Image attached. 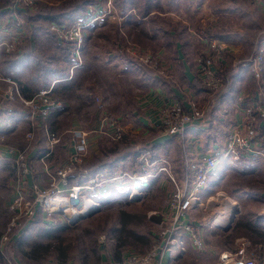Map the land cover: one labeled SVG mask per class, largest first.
I'll return each instance as SVG.
<instances>
[{
    "label": "rangeland",
    "instance_id": "1",
    "mask_svg": "<svg viewBox=\"0 0 264 264\" xmlns=\"http://www.w3.org/2000/svg\"><path fill=\"white\" fill-rule=\"evenodd\" d=\"M66 1L68 2L69 0H50L53 5L56 2L63 4ZM115 1L116 0H96L95 3L90 4L86 8L83 17L78 19V21L82 19L84 24L82 29L83 38L80 47L75 50L76 53L73 51L72 55L79 65L75 64L76 68H74L73 79L70 81L69 87L64 88L61 86L63 90L60 89V87L59 91L56 92L55 95L53 94V100L62 104V109L66 107L65 109L67 110L61 113L62 115L54 117L52 121L51 119H47L38 125L35 124L33 139H31L30 143L27 142V134L24 135L25 127H22L18 132L19 136L12 140L16 141L18 145L16 147H21V149L17 151L26 150L24 156L32 163L28 181H24L23 185L18 186L15 183L16 167L8 160L0 162V236L10 222L13 216L14 206L20 198L22 203H17V210H21V213L24 215L33 211L29 207V204H36L35 200H33L31 191L33 183H37L42 189L48 187L49 183L47 181L49 180L43 178V182L39 181L38 175L44 176L45 174H53L62 166L59 161H51L54 150H56V146L60 142L59 133L62 130H67V134L71 135L69 139L72 140L73 135L78 131L70 128L72 113L69 111L70 107L68 104L71 102L80 104L81 100L86 101L83 108V117L86 120L84 121L86 124L79 118L78 121H82L89 130H82V132L91 131L90 129L92 128V126L87 125V123H89V116L85 114V112L89 113L91 111L90 107H93L90 100L93 101L92 103L95 105L96 109H98V103H101L104 105V111L107 114L119 119V116L117 117L109 110L104 97L105 95L101 94V90H106L116 97L113 93H119L125 88L128 90L130 86H133L131 84H134V82H132L130 78H127L125 73L120 74L119 70H117V67L120 68V66L117 65L115 61V50L117 52L122 51L127 54V58L140 62V65L144 68L145 74L152 72L154 75L163 79L169 76L166 71V66L162 63V57H158L156 50L152 48V43L150 45V41L147 39L140 40L139 38V41H137L134 37H131L132 33L136 38L137 32H131L129 35L122 34L121 37L123 41L122 44L119 43L120 38L113 33L115 23L119 26L121 20ZM251 1L254 4L264 6V4L256 0ZM19 7L22 8V10L25 8L23 5ZM38 7L39 6L36 5L35 2L33 7L34 10ZM31 10L32 9L29 11ZM94 16H98L99 18L95 19ZM17 17L22 20L19 16ZM22 21L24 22V20ZM51 23L46 30L48 29L49 32L55 34L54 30L51 29ZM261 24L263 25L260 31L264 30V20L261 21ZM89 26H93V29L90 30L88 28ZM198 35L202 36L201 33ZM84 37H88L89 41L88 46L82 50L85 43V41H83L85 40ZM140 37L144 38L145 36L140 35ZM208 40L216 39L209 37ZM208 40L203 52L207 56L210 55L205 53ZM117 41L118 44L116 45ZM210 44H212L211 41H209V45ZM63 46H66L65 49L68 53L69 49L70 53H72V44L63 42ZM91 47L93 51H90ZM214 53L215 55L213 56L215 57V61L217 60V66L223 58L225 50L223 53H216V51H214ZM107 57H110V59ZM106 62L114 66L108 65ZM217 72L221 76L227 78L225 73H223L225 71ZM196 78L199 81V78ZM259 82H261V80ZM259 85L260 88L259 90L257 89L258 92L256 91V97L260 93H264V85L261 83H259ZM142 89L146 92L145 86L144 88L142 87ZM201 91L206 93L204 89ZM62 92H64L63 97L60 94ZM134 92L135 89H132L133 94ZM110 94L109 96H111ZM244 94L246 93L244 92ZM240 95L241 94L233 95L234 98L236 97L235 100L238 104L240 103ZM134 97L135 99L137 97V101L144 102L148 98V94L144 95V93H140V95H134ZM206 97L205 99H195L190 96L187 108L182 103L174 104H179L188 111L192 108L196 109L203 117H207L206 113L209 111L211 113L210 120L205 122L208 123L211 121L213 114H216V110L215 101L213 100L214 102H211L214 97L212 95H208V98ZM256 99L257 101L259 100L258 98ZM238 104L235 102L233 107L241 109ZM167 105L169 104L163 103L155 112L154 120L156 119V126L160 111L167 107ZM237 113L239 114L238 111ZM237 113L234 112L233 117H236L238 115ZM96 114L97 117H99L101 113L99 114V112L96 111ZM239 117L240 115L237 116V118ZM240 119L243 120V113H241ZM19 122L21 121H17V123ZM238 122L232 124H239ZM232 124L226 126L225 123L223 124L226 133L227 130L232 127ZM28 126L29 132L30 125L28 124ZM19 128L20 127H17V129ZM50 128L53 132L49 130ZM69 128L70 130H68ZM157 129L159 130V128ZM129 130L131 132L130 128ZM46 131L58 137L59 141L54 144L50 151V158L48 157V160L45 159L44 165H42L38 163L36 158L30 156V152L32 148L34 149L36 147L39 149L43 147L45 152ZM24 137L25 139H23ZM176 138L183 139L184 137ZM188 142L190 143L189 145H193L194 148L191 149L188 147L189 149L186 150L185 144L187 143H182L181 146L185 149V152L187 151L186 156H197L198 154H191L193 150L195 152L196 143L193 139ZM200 145L201 144H199V146ZM211 146L212 145L207 148L204 154L208 155L207 153L211 154L215 150L219 152L223 149L220 148V146L214 148H211ZM172 150L168 159L173 157L174 162L178 163L181 161V149L173 148ZM139 156L140 155H138V158ZM60 157L61 155H58V158ZM168 165L171 166L170 163H168ZM168 165L166 162H163L159 165V168L166 167L171 173ZM79 170L86 169L81 167ZM171 175L173 176L172 178L177 179L173 173H171ZM79 176V174L72 175L68 183L72 184L75 181H81L77 179ZM217 180L218 183L216 187L209 188L207 185L201 190L199 196L203 205L200 207L201 209L197 208L190 216L191 221H196V223L199 222L198 224L203 226L200 228V231L204 239L205 250L202 253L195 251L191 247L189 240L185 239V250L182 253L184 255L183 260L176 261V258L180 257L182 254L169 253L168 264H217L216 256H218V249L224 248L227 252H234L241 243H245L246 250L253 253L256 264H264V200L253 197L250 194L247 195L242 190L246 189L244 188L245 181H243L238 174L232 175L229 169L223 171ZM70 188L71 187H67V189H64L63 195L59 197H68ZM173 189V183L168 174L165 171H161L158 176L151 179L149 186L144 191L140 200L130 201L129 199L115 198L106 202L104 205L100 204L99 209L84 215V217L78 218V220L76 219L77 221L68 220L65 214L48 216L45 213L43 203H41L40 207L35 206L34 219L32 222H30L25 229L18 231L16 235L13 236L5 253L0 252V264H7L6 258L8 257L13 259L16 264H108L111 260L121 261L122 257L130 252L142 254L153 246L157 233L167 225L168 217L166 207ZM103 190L105 189H102L100 192ZM18 192L24 194V197L19 196L16 199ZM88 193V190L84 192V200L90 198L89 196L91 195ZM219 194H223L220 195L222 197H219ZM82 203L83 202H81V206ZM80 208L81 207L78 209ZM224 218L230 219L228 225L214 226L216 225V220L221 222ZM200 225L198 226L200 227ZM249 232L254 238H259L257 239L259 240L257 245L250 239ZM207 233L212 236L209 238L208 243H206ZM101 236H105L106 242L103 241L102 243L100 241Z\"/></svg>",
    "mask_w": 264,
    "mask_h": 264
},
{
    "label": "crops",
    "instance_id": "2",
    "mask_svg": "<svg viewBox=\"0 0 264 264\" xmlns=\"http://www.w3.org/2000/svg\"><path fill=\"white\" fill-rule=\"evenodd\" d=\"M9 2L7 0H5L4 3L0 1V40L9 34L6 30L9 32L16 31L13 25V20L16 16L24 20V33L22 44L16 54L7 55L0 52V98H2L4 91L11 86V83L8 82L7 79L18 86L21 96L26 99L31 98L39 90L52 88L53 94L55 95L61 86L64 88L69 87L68 85L73 79L74 68H76L75 64L77 65L78 62L76 61L75 63V61H73L70 63L69 60H66L61 51V48L64 46L62 45L61 47V44L59 45L58 42H55V39H53L50 34L45 33L46 31L44 32L43 29L40 28L45 27L47 20L43 18H29L26 20L20 12H18L20 8L13 9L11 7L12 4ZM138 2L139 0L131 3L128 11L120 16V32L129 35L127 29L130 27V24L132 25V23H130L132 22L131 19L135 20L139 26L136 27L138 28L137 37L135 38L134 34L130 32L131 37H134L137 41H139V38L140 40L147 39L150 41V45L152 43V48L156 50L158 57H162V63L166 66V71L169 76L163 79L156 75L158 78H154V83L144 92V89H142V87L144 88L143 80L137 79L132 73L125 72V76L134 82V84H131L133 86L128 88V90L131 91H128L126 88L122 89L119 93H113L116 95L115 97L108 93V91L101 90V94L105 95L104 97L110 111L113 113H120L122 108L124 110L126 103L123 100V94L124 92H129L130 98L133 100V114L131 117L127 115L125 120L122 119V114L117 115V117L119 116V119L122 120L137 137L143 138L149 134L155 137L158 136L157 129H155L156 119L154 120V115L163 103L169 105L182 103L187 108L190 96L195 99H205L206 96V98H208V94L201 91L203 88L196 78L194 58L198 54L204 52L208 38L212 37L225 44V54L215 69L220 72L225 71L223 73H225L227 78L222 76L227 80L225 88L231 83L230 89L232 92L229 94V97H227V99H229L227 103H223L224 105L215 108L216 114H213L211 121H213V124L220 122V126L219 124H217V126L222 132L225 131L223 127L224 123L226 126L234 122H240L242 111L239 108L233 107L236 100L231 99L232 95L242 94L246 91L251 93L254 92L253 94L257 95V89L259 90L260 88L259 83L264 85V74L257 80L249 69L242 67V63L255 54L256 46L264 48V30L260 31L263 25L261 21L264 20V6L254 4L250 0H153L148 4L147 0H143V4H147H144V9L147 13L141 17L136 12V10H138L137 4L142 5V2ZM58 4L59 2H56L53 5L50 0H36V5L39 7H51L57 6ZM34 11L33 8L30 12ZM200 33L203 37L198 35ZM140 35L145 37H140ZM87 46L88 43L86 47ZM71 51L73 54V50ZM90 51H93L92 47ZM106 63L114 66L113 64H109V62ZM119 66L120 68L116 67L121 74L123 73L121 70L125 67L123 65ZM260 80L261 82H259ZM62 87L60 89H62ZM132 89H135L134 94L132 93ZM140 93H144V95L148 94V98L145 100L146 102L137 101V97L135 99L134 95L138 96ZM60 94L62 97L64 96V92ZM109 94L111 96H109ZM256 98H258V96ZM85 102L86 101L81 100L80 104L77 102H75L77 104L74 102L68 104L70 107L69 111L72 113L70 128L75 131L89 130V128L82 123V121H86L83 117ZM92 102L93 101L90 100V103L93 105V107H90L91 111L89 113L85 112V114L89 116V123H87V125L92 126L90 130H93L87 137V157L85 163L99 156L102 144L107 142L105 139L107 137L99 134L97 131L99 128L100 116L97 117L96 111H99ZM116 107L121 108L117 109ZM65 108L53 111L48 119L52 121L54 117L62 115L61 113L67 110ZM234 112L240 115V117L237 118L238 115L233 117ZM20 113L19 107L15 109L7 104L2 105L0 103V121H5L7 119L12 120V127L3 133L0 132V162L8 160L11 161L15 167V153L17 150L21 149V147H16L18 146L16 141L12 140L19 136L18 132L22 127H25L24 135L27 134L29 130L28 123L24 121ZM78 118L82 121H78ZM17 121L21 122L17 123ZM203 124V122L193 124L194 126L189 128L186 137L181 141V143H187L185 144L187 150L189 148H194L193 145H189L190 143L188 142L193 139L196 146L195 152L193 150L191 154H204L210 145H212L211 148L217 146L213 139H207L205 133L207 127L203 126ZM17 127L20 128L17 129ZM70 128L68 130H70ZM49 130L53 132L51 128ZM211 131L212 130H210V132ZM67 132V130H62L59 133L60 142L56 146L57 148L55 147L56 150H54L52 155V162L59 161L60 164H63L66 161L71 151V139H69L71 135L67 134ZM23 139H25V137ZM67 139H69L70 142ZM177 141V139H174L169 146H162L165 147L164 152L168 154V157H170L169 154L172 153V149L177 148L179 144V141ZM221 142H223V139ZM199 144L201 145L199 146ZM162 147L160 146L159 150L163 149ZM43 152V147L40 149L38 147L32 148L30 156L39 160L44 154ZM186 152H183V158H181L182 154L180 155L181 161L178 163L174 162L173 157L170 158V162L173 164V172L171 173H173L177 179L182 177L184 159L188 157L186 156ZM58 155H61V157L58 158ZM156 165H158L155 171L157 173L160 164L156 162ZM38 176L39 181L43 182L45 175ZM217 178H219L218 175L217 177L213 175L209 178L207 182L209 188L217 186ZM190 216L191 215H188L189 220H191ZM198 223L199 222L196 223L195 221L196 225ZM201 227L203 226L200 225L199 230ZM210 237H212L211 234L207 233L206 243L209 242ZM217 246L220 247L219 245ZM224 251V248L218 249L217 255ZM217 257L218 256H216V263ZM183 258L184 255L182 254L180 257L176 258V261H182ZM168 259L169 254L166 253L162 264H166Z\"/></svg>",
    "mask_w": 264,
    "mask_h": 264
},
{
    "label": "built area",
    "instance_id": "3",
    "mask_svg": "<svg viewBox=\"0 0 264 264\" xmlns=\"http://www.w3.org/2000/svg\"><path fill=\"white\" fill-rule=\"evenodd\" d=\"M264 4V0H256ZM36 0H13L11 7L13 9L20 8L23 5L27 10L33 9ZM95 19L99 18L94 16ZM13 25L16 28L15 32H9L0 40V52L11 55L16 54L23 41L24 22L17 16L13 20ZM84 24L81 21L76 22L72 27L67 28L64 25L51 23V29L54 30L57 39L66 44H72L73 51L77 50L82 43V29ZM209 41L212 44L209 45ZM210 48V49H209ZM207 50L205 53L209 56L199 54L195 62V74L199 78L202 88L208 95H214L218 91L225 88L227 80L220 76L216 71L217 60L215 61L214 51L216 53L224 52L225 45L218 40H208ZM76 53V51H75ZM243 68L251 71L254 77L259 80L264 74V49L256 46L255 54L242 63ZM11 86L7 88L0 103L7 104L21 112L20 115L30 125V131L26 135L27 142L30 143L33 139V129L35 124L38 125L48 119L50 114L58 109H62V104L53 100L52 88L39 90L31 98H23L20 94L18 86L7 79ZM248 95H240L239 101H236L243 113V120L239 124L233 125L227 130L225 145L221 151H214L211 154H201L197 157H185L182 177L177 179L173 176L166 167L158 168L157 173L165 171L171 182L173 183V192L169 196L167 203V225L163 227L154 240V244L146 252L142 254L128 253L121 261L111 260L108 264H162L165 254H182L185 250L184 240L188 239L191 247L197 252L205 250V244L202 239L199 227L195 222L188 219V215L195 212L197 208L202 207V201L199 196L201 190L207 186L209 178L214 175L218 167L226 160L241 161L244 159L261 160L264 165V131L258 132L255 127L256 118L264 117V93L258 95V101L255 98L253 101L247 100ZM214 98L212 99V103ZM212 105V104H211ZM100 114L98 133L109 137L115 141L128 140L133 131L122 122L104 111V105L98 103ZM210 112L206 113L207 117H203L196 109L190 111L185 110L179 104H174L163 108L157 118V127L162 136L183 138L186 127L197 122H207L210 120ZM12 120L7 119L0 121V132L10 129ZM77 131L71 140V151L67 160L53 174H45V178L49 183L45 189L40 188L37 183H33L31 188L33 200L36 204H29L33 210L29 214L21 213L17 210V203H22L21 198L14 206L13 216L7 224L5 231L0 236V252L5 253L8 245L14 235L18 231L26 228V226L34 219L35 206L43 203L45 213L48 216L54 214H64L60 210L64 209L63 203L72 202L74 210L79 212L85 207L86 202H90L100 208V202L92 197L95 194H102L111 188L126 187L129 189L127 199L130 201L140 199L144 191L150 184L152 178L158 174L145 172L139 173L136 170H123L118 167H110L91 174L87 170H79L80 166L85 162L87 157V137L92 132ZM59 141V138L50 132H46L45 152L38 160V163L44 165L45 159L49 157L50 151L54 144ZM26 150L16 151L15 165L16 178L15 183L18 186L23 185L24 181H28L31 162L24 156ZM146 153L139 156V160H145ZM163 169V170H162ZM79 174V180L69 184L68 180L74 174ZM85 179V180H84ZM71 187L69 196L60 198L63 195L64 189ZM102 189V192H100ZM89 191L90 198L84 200L85 191ZM23 196L18 192L16 199ZM15 199V200H16ZM81 202L82 206H81ZM67 206V205H66ZM81 207L80 209H78ZM201 209V208H200ZM75 219V218H74ZM73 219V220H74ZM71 220V221H73ZM215 223V222H214ZM216 226V225H214ZM100 241L106 242L105 236L100 237ZM217 264H256L255 257L252 252L246 250L245 243L238 245L234 252H221L217 257ZM7 264H16L13 259L6 258Z\"/></svg>",
    "mask_w": 264,
    "mask_h": 264
},
{
    "label": "trees",
    "instance_id": "4",
    "mask_svg": "<svg viewBox=\"0 0 264 264\" xmlns=\"http://www.w3.org/2000/svg\"><path fill=\"white\" fill-rule=\"evenodd\" d=\"M5 2V0H0ZM10 4H12L13 0H7ZM137 2L138 0H116V6L118 7L119 15L122 16L128 11V8L130 7L131 3ZM153 0H147V4L149 2H152ZM251 1V0H250ZM96 0H69L68 2H64L63 4H58L57 6H51V7H38L34 12L27 11L26 8L20 10V14L27 20L29 18H43L44 20H47V23H45V27H40L43 29V31L47 34H50L53 39H55V42H58V44H61V47L63 45L62 42H60L56 36V34L49 32L48 29L46 28L49 26L51 22H56L59 25H64L67 28H70L75 24L79 18L83 17V15L86 12V8L90 5L95 3ZM139 2H142V5L137 4L138 10H136L137 14L142 17V15L146 14V10L144 9V4L143 0H139ZM138 2V3H139ZM252 2V1H251ZM136 4V3H135ZM145 4V5H147ZM144 9V10H143ZM82 20V19H81ZM132 25L130 24L129 28L127 29V32H138L139 27L137 22L133 19H131ZM90 30L93 29V26L88 27ZM88 30V29H87ZM112 32V31H111ZM113 33L117 37L120 38V42L122 44V33L120 32L119 26L117 23H115L114 28H113ZM137 36V35H136ZM85 38V37H84ZM84 46L82 47V50L85 49L89 38H85ZM118 44V41L116 42V45ZM66 46L61 48V51L63 52V57L66 60H69L70 63L73 61H76L74 59V56L72 53L67 52L65 49ZM127 54L119 51L117 52L115 50V61L117 65H123L125 68H123L121 71L123 73L128 72L132 73L134 77H136L139 80H143L144 86L146 90L150 87L151 84L154 83L153 79L156 78L157 76L154 75L152 72L145 74L144 68L142 65H140V62L129 59L126 57ZM110 59V57H107ZM106 60V59H105ZM104 61V60H103ZM68 66V65H67ZM158 78V77H157ZM231 84V83H230ZM230 84L228 85L227 88H223L222 90L218 91L213 95L214 101H215V108L220 107L221 105H224L223 103H227L229 99V94H231V89H230ZM93 90V88H92ZM95 90V88H94ZM125 91V90H124ZM246 94L242 93L241 95H248L249 101H253L256 98V95H254L251 92H245ZM250 93V94H249ZM231 99H235L234 96L232 95ZM123 100L126 103L125 109L121 113L122 110H120V113L117 112H111L114 115H121L122 114V119L125 120L127 115L129 117L132 116L133 114V100L130 98L129 92L126 93L124 92L123 94ZM121 108V107H116ZM110 110V109H109ZM239 111V110H238ZM121 117V116H120ZM216 120V119H215ZM216 124V125H215ZM213 124V121H210L206 123L203 126H206V136L207 139H213L215 141V144L217 145L216 147L220 146V148H223L225 145V138H226V132H222L219 130L217 124L220 126V122ZM194 126L193 124H190L186 127L185 135L184 138L186 137L189 128ZM200 126V125H198ZM256 130L258 132H261L264 130V117L263 118H256V123H255ZM158 127L155 126V129ZM210 130H212L210 132ZM158 136H152V135H146L143 138L142 137H137L135 134L131 135L130 139L128 140H121V141H115L109 137L105 138L107 142L102 144L101 146V151L100 155L96 156L92 161L90 160L87 163H83L80 167H84L87 171H89L91 174H95L99 171H102L104 169L110 168V167H118L123 170L131 171V170H136L139 173H145V172H150L154 173L156 171V168L158 165H156V162L158 164H162L163 162H166L171 164L168 165L169 169L171 172H173V164L170 162V158L168 159V154L165 153V147H162L164 145H170L174 141V139H177L176 137H167L163 136L160 134L159 130L157 129ZM155 133V132H154ZM183 138V139H184ZM183 139H177L179 141L178 144V149H181V154L184 151V148L181 146V141ZM223 139V142H221ZM177 141V142H178ZM176 145V144H175ZM162 147L163 149L159 150V147ZM217 151V150H215ZM214 152V151H213ZM142 153H146V161L145 160H139L138 155H141ZM148 154V155H147ZM199 155V154H198ZM197 155V156H198ZM201 155V154H200ZM197 156H191L197 157ZM183 156H181L182 158ZM168 161V162H167ZM143 167V168H142ZM230 170L231 174H238L241 176L242 180L245 181V187L246 189H242L247 195H251L253 197L259 198L261 200H264V165L261 160H252V159H244L241 161H224L216 170L214 173V176L217 177L219 176L223 171L225 170ZM181 172V171H180ZM77 174V173H76ZM71 179V178H70ZM129 189L126 187L122 188H111L110 190L103 192L102 194H95L92 198L96 201H99L101 205L106 204V202L111 201L115 198H122V199H127V194H128ZM247 234V233H246ZM249 237L253 241L254 244H258L257 238H254L253 235L249 232Z\"/></svg>",
    "mask_w": 264,
    "mask_h": 264
},
{
    "label": "bare ground",
    "instance_id": "5",
    "mask_svg": "<svg viewBox=\"0 0 264 264\" xmlns=\"http://www.w3.org/2000/svg\"><path fill=\"white\" fill-rule=\"evenodd\" d=\"M220 195H223V194H219L218 195L219 197H222ZM62 206H64V209L60 210V212H63L65 215H67V218L70 221L73 220L74 218H80V217H82V216H84V215L92 212L93 209L96 207L92 203L86 202L85 207L82 210H80L79 212H77L72 207H70V206H72V202L71 201H68V203H63ZM229 221H230V219L224 218L221 222L218 221V220H216V223L215 224H216V226H221V225L222 226H226V225L229 224Z\"/></svg>",
    "mask_w": 264,
    "mask_h": 264
},
{
    "label": "water",
    "instance_id": "6",
    "mask_svg": "<svg viewBox=\"0 0 264 264\" xmlns=\"http://www.w3.org/2000/svg\"><path fill=\"white\" fill-rule=\"evenodd\" d=\"M82 217H84V216H82ZM80 218H81V217H80ZM76 219L78 220V218H75L73 221H75ZM77 220H76V221H77Z\"/></svg>",
    "mask_w": 264,
    "mask_h": 264
}]
</instances>
